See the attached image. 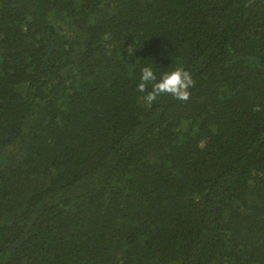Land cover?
I'll return each instance as SVG.
<instances>
[{
    "label": "trees",
    "instance_id": "trees-1",
    "mask_svg": "<svg viewBox=\"0 0 264 264\" xmlns=\"http://www.w3.org/2000/svg\"><path fill=\"white\" fill-rule=\"evenodd\" d=\"M257 104L264 0H0V264H264Z\"/></svg>",
    "mask_w": 264,
    "mask_h": 264
},
{
    "label": "clouds",
    "instance_id": "clouds-1",
    "mask_svg": "<svg viewBox=\"0 0 264 264\" xmlns=\"http://www.w3.org/2000/svg\"><path fill=\"white\" fill-rule=\"evenodd\" d=\"M149 86H151L149 90ZM195 86L191 73L182 66L176 67L171 72L163 74L157 80L156 73L151 66H145L141 69L140 83L137 91L146 93L143 99L151 104L156 101L162 94H169L174 99L187 102L190 99V89ZM264 110L261 105L257 104L253 111L260 112Z\"/></svg>",
    "mask_w": 264,
    "mask_h": 264
}]
</instances>
